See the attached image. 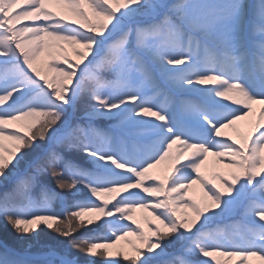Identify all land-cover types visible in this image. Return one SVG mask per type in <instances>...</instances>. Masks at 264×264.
<instances>
[{"label":"snow or ice","instance_id":"obj_1","mask_svg":"<svg viewBox=\"0 0 264 264\" xmlns=\"http://www.w3.org/2000/svg\"><path fill=\"white\" fill-rule=\"evenodd\" d=\"M0 188V264H264V0H0Z\"/></svg>","mask_w":264,"mask_h":264},{"label":"rangeland","instance_id":"obj_2","mask_svg":"<svg viewBox=\"0 0 264 264\" xmlns=\"http://www.w3.org/2000/svg\"><path fill=\"white\" fill-rule=\"evenodd\" d=\"M254 3L255 0H252ZM64 48L67 50L68 55L72 56V59L75 60L76 57L72 53L70 46L64 45ZM49 59L47 53H41V55L38 57V63L45 64L46 61ZM185 98H193L190 96H187L185 94L184 96L174 93L172 98L169 100L170 105V111L174 114L177 120H183L184 118V111L182 107V100ZM71 112V109H69ZM77 120H81V117L83 116L82 112H77L75 114ZM82 122V121H81ZM114 123V121H108V120H96L94 121V124L97 128L108 131L110 129V125ZM239 127L242 132H247L250 130V125L248 122L241 121L239 122ZM231 134V130H228ZM136 129H126L124 131V144L123 146L127 148L129 151H137V150H143L144 148V141L142 138L136 134ZM76 162L79 163L82 167L91 168V165L88 162V157L84 156L83 153H77L76 154ZM165 166L160 165L157 169H154V172L163 170ZM202 170L205 172V174L210 175L215 170H224L223 165L219 163L214 157L209 156L208 160L206 161L205 165L202 166ZM49 185H52L51 180H49ZM55 191L59 192L61 196L68 197L69 199L72 198V194L67 191H61L59 189H54ZM3 189L0 188V193H2ZM189 195L192 196H198L199 192L195 188L193 190H190ZM77 199H86L87 193L83 190H79V195L76 197ZM58 203V202H57ZM56 210H60V205H55ZM138 220L143 222V217L147 215L146 212H142L141 210H137V212L134 214ZM239 216L233 217L232 219H225V220H218L213 222L210 226L215 227L217 224H228L231 225L234 220H239ZM131 239H134L131 238ZM57 238L55 235L51 232H49L47 229H43L38 236H28V237H19L12 231L10 227H6L3 225V222L0 221V241H3L7 243L8 245L17 248L18 250H24L27 249L31 255L39 256L43 252L47 251V245H55ZM30 245V247H28ZM169 251H174L173 248H169ZM76 255V253H73Z\"/></svg>","mask_w":264,"mask_h":264},{"label":"bare ground","instance_id":"obj_3","mask_svg":"<svg viewBox=\"0 0 264 264\" xmlns=\"http://www.w3.org/2000/svg\"><path fill=\"white\" fill-rule=\"evenodd\" d=\"M254 109L258 111V109H259V105H254ZM240 122H241V121H240ZM245 122H247V121L245 120Z\"/></svg>","mask_w":264,"mask_h":264}]
</instances>
